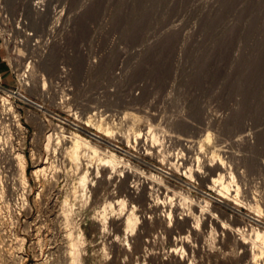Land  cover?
<instances>
[{
    "label": "rangeland",
    "instance_id": "obj_1",
    "mask_svg": "<svg viewBox=\"0 0 264 264\" xmlns=\"http://www.w3.org/2000/svg\"><path fill=\"white\" fill-rule=\"evenodd\" d=\"M5 6L11 20L12 37L7 40L11 44L0 39L3 53L0 65L10 76L6 80L0 75V109L2 98L11 102L27 132L21 135L13 130L11 121L6 122L4 125L8 127L3 132L1 145L6 142L15 150H22L28 186L23 209L19 208L21 204L18 202L10 204L9 208L0 203V254L8 251L17 255L16 261L10 264H40L38 256L54 253L53 257H56L60 254L63 249L52 244L58 238L59 228L51 225L45 204L47 198H56L59 202L65 199L68 203V228L76 231L74 235L79 229L84 235V243L79 250L81 264H189V261L192 264H243L238 262L237 256L243 255V248L236 246L238 239L248 242L251 229L264 232V171L249 169L251 163L264 162V0H51L42 14L32 10L30 0H5ZM61 10L62 18L48 34L47 29L54 21L52 11ZM24 29L37 36L41 43L48 39L43 54L41 48L45 47L34 48L24 40ZM18 40H22V45L16 44ZM28 58L38 61L33 71L40 73L45 80L43 94L33 85V88L19 89L14 75L21 71ZM61 67L68 71L66 82L71 86L72 99L68 102L61 96L62 91L53 85L62 84V80L57 79ZM106 90L115 95L107 98ZM110 99L118 106L108 111L102 106ZM79 102H87L88 106L92 102L90 106H97H94L96 112L103 115L105 111L108 112L105 115L111 116L131 114L146 123L150 130L153 126L151 131L146 129L149 135H154L148 143L152 141L155 148H160L163 143L161 149L165 152L159 148L158 151L163 157L167 154V158H160L157 153L153 158L144 154L137 145H132L134 136L131 134H134L128 126L122 129L110 123L109 126L112 129L115 126L116 130L114 128L108 135L105 130L85 124L89 114ZM37 118L49 123V133L61 130L65 135L76 134L100 150L157 176L159 171L168 173V162L176 161L177 165L183 153L180 146L167 141L169 132L174 131L170 136H193L197 127L204 125L212 145L220 150V158L236 181L232 183L227 175L228 179L224 180L229 185L224 192L219 187H212L210 182H199L194 176L162 177V181L170 182L183 193L182 198L188 199L185 202L181 197L177 198L178 204L182 203L186 209L191 203L201 204L205 212L214 216L216 221L208 224L206 229L200 225L199 237L180 228L168 233L157 225L149 230L141 229L140 224L132 234L126 235L122 227L116 226L113 214H108L107 228L101 232V219L98 220L100 217L96 212L105 203L112 204L118 211V199L101 195L94 203L91 177L88 176L89 182L85 185L79 178L86 167L81 165V169L75 171V167L68 165V160L64 161L66 158H62L61 150L55 156L45 152L41 143L46 130L39 127ZM126 134L131 138H126ZM156 138L160 146L155 143ZM54 143L52 141L51 145ZM31 150L41 152L44 157L51 156L56 166L49 175L54 173L52 178L49 177L54 181L51 190L46 189L37 197L38 184L32 175L37 160L31 158ZM207 153V148L202 150L199 162L207 160L208 163L210 153ZM170 155L172 158L168 157ZM195 158L196 155L192 157L194 169ZM82 160L83 166L94 163L95 167L98 164L94 160L87 161V158ZM14 165L13 162L5 174L8 182H15L18 188ZM236 185L240 187L238 196L235 195ZM185 203L190 204L186 206ZM256 203L260 213L254 208ZM38 218L47 227L40 236L42 243L39 246L34 243L29 230ZM221 226L226 228L222 230ZM211 229L216 235H209ZM236 229L241 233L237 234ZM185 236H188L185 242L175 240ZM170 249L176 252L169 253ZM182 255L186 260H181ZM46 264L68 262L51 260Z\"/></svg>",
    "mask_w": 264,
    "mask_h": 264
},
{
    "label": "bare ground",
    "instance_id": "obj_2",
    "mask_svg": "<svg viewBox=\"0 0 264 264\" xmlns=\"http://www.w3.org/2000/svg\"><path fill=\"white\" fill-rule=\"evenodd\" d=\"M41 2H44L43 9L40 8V5H42ZM41 2L33 3L32 0H30V6H31L32 10L34 12H36L37 14L44 13L45 10L47 9V7L50 6L51 0H41ZM62 14H63L62 10L59 12H53L52 11L51 15H52V19L54 18V21L52 22V25L50 27H48V29H47L48 34L52 33L53 29L56 27V24L62 18ZM21 22H22V20H21ZM22 23L25 24V22H22ZM23 32H25V29L23 30ZM36 37L37 36H35V39L38 42L37 47H38V45L41 46L42 45L40 43L41 41L39 40V38H36ZM6 44H11V43L6 41ZM42 46L45 47V48H41L42 49L41 53L43 54L46 51V50L44 51V49H46L47 47L45 45H42ZM24 62L26 63V61H24ZM37 62H35L33 65L32 64L28 65L29 72H27L25 70V68L27 66H25V64H24L21 71L17 72L14 76H15V78H18V82H19L21 88H23V89L29 88L30 86L32 87V85H33L34 89L39 90L41 92V94H43V92L45 91V90H43L44 89L43 86L45 87V80L43 78H41L40 73L33 71V66ZM47 62H49V59H47ZM46 64H48V66H49L50 63H45V65ZM67 74H68V71L67 72H61L60 71L59 77L57 79L62 80V84L61 85L53 84V85L57 86V88H59L60 92L62 91L61 96L63 97L65 102H68L72 99L71 93H70L71 92V88H70L71 86H70L69 82H66V81H68ZM104 93H105V96H107V98H112L115 95L110 90H106ZM110 100L102 106V107L105 106L106 110H108V111H111L112 108H115L118 106L116 102H114L113 100H111V101ZM1 103H2V107L0 109V134H1V136H0V203L3 204V206H6L9 208L10 204H12V203L17 204V202H18L21 204V206L19 208L23 209V207H25L24 205H25V200H26L25 190L28 186L27 185L28 181H27V177H26L25 156H24V154L20 148H17L15 150V148H13L14 146L11 145L10 143L6 144V142H5V145H7V147L5 145H1V144H2L3 138H4V137H2L4 134L3 132H6L7 127H8L7 124L4 125L6 122L11 121L13 124L12 123H9V124L10 125L12 124L14 126L13 130L15 129L17 131V133H20L21 135L26 134L27 131H26V128H24L21 125V123L19 122L18 116L15 113L16 110L14 109L12 103L9 102L5 98L1 99ZM91 104H92V102H91ZM79 105L83 108L86 107L85 112H87L89 114V116L84 120L86 122L85 124L92 125V126L96 127L97 129H100V130H105L108 133V135H110L112 133V131L116 125H118V127H120V128H122L124 126H128V128H129L128 130L132 131L134 134V135H132L130 132L131 137L134 136V137H132V138H134V140L132 142L134 144H132V145H134V146L137 145L140 149L144 150V154H147V155L149 154L150 156H153V158L156 155V153L159 154V152H160V151H158L159 147L158 148L156 147L157 151H158L157 152L156 148L154 147L155 145L152 144V141H151V143L149 142L150 145L148 143V139L150 141V139L154 138V135H152L153 133L151 134L152 136L148 134L149 131H151L153 129V126H152V129L150 130L149 127H146L147 126L146 123H145L146 124L145 125L143 123V121L141 122L140 120H138V118H136L135 116H133L131 114H126V113L123 114L121 112L122 115L120 114L119 116H117V115L111 116V114L105 115V113H106V111H105V113H104L105 116H104L101 112H96L95 107H97V106H95V105H94L95 107L94 106L91 107L92 105L91 106L89 105L90 106L89 107L87 102L84 104L80 103ZM98 108H97V111H98ZM99 111H100V109H99ZM69 114L71 115V113H69ZM112 114H114V113H112ZM34 118H36V117H34ZM37 119H38L37 124H39V127L43 131L46 130V133H44L42 135L43 141L41 143L42 148L45 152H51L54 155V154L58 153L57 152L58 150H61L60 151L61 155L64 154V156H62V158H66V159H64V161L68 160L67 161L68 165L70 163L73 167H75L76 168L75 171H77L81 167V165H82V167H86L85 172L83 171L84 173H82L79 178H80L81 183L85 185V182L88 181V176L91 177L89 181H90V185H91V192L93 193L94 203H96L98 201V198L101 195H107V196L111 197L112 199H116V198L118 199L116 202V204L119 207V209H117L118 211L114 210L112 204L105 203L103 205V207L101 206L102 207L101 210L99 212H96V215L100 217V218H98V220L101 219V230H100L101 232H104L107 228L106 223L108 220V218H107L108 214H113L116 216L115 217V219L117 221L116 226L122 227V231L126 235H128L129 233L132 234L134 232V230H136L137 224H140L141 229L142 228L148 229V228L152 227L153 225H157V226H160V227L166 229V232H168V233H173L176 228H180L181 231H186L187 233L193 234L195 237H199L200 231H202L199 228L200 225H201L202 229H204V228L206 229L208 227L207 226L208 224H213V221L215 220L214 216L211 215L210 213H208L207 211L206 212L208 214L206 215L205 207L202 206L201 204L185 203L184 205H186V206H187V204H190L188 206V208L187 209L184 208L185 206L182 207V203L178 204L179 202H178L177 198H180L183 193L181 194L180 192H178L175 187H173L169 184L170 182L168 183L166 181H162L163 180L162 177L169 176L171 178L178 179L177 175H179V174L180 175L181 174L182 175H188L189 178L194 176V177H196V179L199 182H201V183L210 182V185L212 187H219V188H221V190H224V192L227 190V186L229 185V184L226 185L227 183H225V180H224L227 175H228V177H230L229 179L231 180L232 183H234L236 181V180L233 181L234 180V177L232 176L233 174L227 171L228 167H226V164L220 158V155H219L221 153L220 150H218L215 145H212L211 136L208 132H206V127H204L205 128L204 129L203 128L204 125H202V124H201L202 127L201 126H199V128L197 127V129L194 131L193 136H191V134H190V136H187V137H181L180 134H179V136H174L176 134H173L172 136H170L174 131L173 130H172L173 132L170 131L171 134L169 132V138H168L169 140H167V139L166 140L172 141L173 143H175V145L180 146V148H182V151L185 155H183V153H182V155H180L181 157H179L177 165L175 164L176 161L173 163L170 162V164L168 162L167 166H169L170 168L169 167H168L169 169L167 167L166 168L168 169L167 171H169L170 173L169 172L168 173L161 172V173H163V174H161V173H159L160 172L159 171L158 176H157L156 174H153V173H147V172H149L147 170H146L147 172H145L144 170H141L139 168L131 166L129 163H126L125 161L119 159L116 155H114L110 152H105V151L100 150L98 147H96L95 145H93L89 141H87L86 139H84V138H82L76 134H70L69 133V134L65 135L61 130L54 132L55 131L54 129H52L54 131L49 133L51 130L49 123L46 120H44L43 118H40V119L37 118ZM141 119H143V118H141ZM114 122H116V123H114ZM144 122H146V121H144ZM110 123L112 125L115 124V126H113L114 127L113 129L111 128V126H109ZM104 126H105V128H104ZM149 126H151V125H149ZM146 129H149V131L148 130L146 131ZM161 129H163V128H161ZM115 130H116V128H115ZM120 130L121 129H119L118 131H120ZM156 130H158V129L156 128ZM191 130H193V129H191ZM186 131H187V129H186ZM154 132H156V131H154ZM205 132H206V134H205ZM163 133H165V131ZM128 134H129V131H128ZM128 134H126L124 136L126 137ZM183 134H184V132H183ZM164 135L165 134H163V136ZM131 137L127 136L126 138L129 139ZM122 138H123V135H122ZM52 141H55L54 145L53 144L51 145ZM154 141L156 143L157 138H156V140L154 139ZM11 142H12V140H11ZM156 144H159V143H156ZM169 144H171V143H169ZM14 145H16V144H14ZM162 145H163V143L161 144V147L159 149H161V148L163 149ZM159 146H160V144H159ZM218 146H220V145L218 144ZM206 148L208 149V153H210V156H209L210 159H209L208 163H207V160L199 162V158H200L199 155L201 154L202 150L205 151ZM162 149H161V151H162ZM43 150L41 149V151H43ZM196 151H198V152H196ZM162 152H165V151L163 150ZM174 154H176V153H174ZM50 155L51 154H49V156ZM161 155L162 154L160 153L159 154L160 158L163 157ZM194 155H196L195 162L197 164L194 163L197 166V167L195 166L196 169H194V165H193L194 160L192 159V157H194ZM46 156L47 157H44V155L41 154V152L36 153L34 150H31V158L37 160V164L35 165L34 170L32 172V175L36 179V182L38 184V186H37L38 192H37V194H35L36 197L40 196V193H42V192L44 193V190H46V189H47V191L51 190V187L54 185L53 184L54 181L52 179H49V177L52 178L51 176H53L54 173H52L51 176H49V175H50L51 171L53 172L54 168L56 167L54 164L55 160L54 159L52 160L51 156L50 157H48V155H46ZM165 156L163 158H165ZM168 157L172 158L171 155ZM58 158H59V155H58ZM83 158L84 159L87 158V161H89V162L90 161L93 162V160H94L98 164L95 163V164H97V166L94 167L93 166L94 163L89 164L88 162L85 161L86 163H88V165L83 166V164H84V163H82L84 161V160H82ZM175 158H177V156ZM158 159H159V157H158ZM8 162L9 163L11 162L10 163L11 165L13 164V162L15 164L14 170L16 171L15 173H16V176H18V181H19L18 188H17L15 182L14 183L8 182V179H7L8 176L6 174L8 173V169H10V167H11V165H9ZM259 162L260 163H257V164H254V163H251V165L249 164L250 168L249 167L248 168L251 170L260 169V171L261 170L264 171V162H261L260 160H259ZM157 163H158V161H157ZM162 163H163V161H162ZM6 164H8V165L6 166ZM3 165H5V166H3ZM100 166H103V167H100ZM161 166H163V165H161ZM173 168H175L176 170H174ZM171 170H174V171H171ZM175 173H176V175H175ZM165 178H167V177H165ZM226 179H228V178H226ZM234 185H232V186H234ZM237 185H236V189H235V195L236 196H238V194L240 192V187H238ZM181 189H182V187H181ZM37 199H39V198H36V200ZM182 199H184L185 202H187L186 200H188L187 198H182ZM126 201L128 202L127 206H126ZM190 201L192 202V200H190ZM46 202H47V203H45L46 208L49 209L48 210V213H49L48 217L50 218L51 225H56V227L58 226V228H59L57 231L58 238L56 240H54L52 244H54V246H58V248H61L63 250L59 255H57V256L55 255L56 257H53L54 253H49V254L45 255L46 257L43 255H41V256L37 255L38 257H40L37 259L38 262L41 261L40 264H46L47 261L52 260V262H53V260L54 261L61 260L62 262H66V263L68 262V264H81V256L79 254V252H80L79 250L81 248V245H83V243H84V235L80 229L77 231L76 235H74V233L76 231H73L71 229V227L68 228L70 222H69V215L67 213L68 212L67 201L64 199L63 202H59L56 198H47ZM201 203H204V202H201ZM206 205H208V204H206ZM43 207H45V206H43ZM254 208L256 209V212L260 213L261 210H260L259 206L257 205V203L255 204ZM209 212H210V210H209ZM211 213H212V211H211ZM199 223H201V224H199ZM61 225H63V227L65 226V227L62 228ZM45 226L46 225L44 224L43 220L38 218L37 221H35L29 227L30 233L34 237V239H33L35 241L34 243L37 246H39L38 244L42 241L40 236L44 232V230H46L47 227L45 228ZM224 227L226 228V226H221L220 229L222 228V230H224ZM65 228H67V229H65ZM216 228H217V226H216ZM118 229H119V227H118ZM120 230H121V228H120ZM222 230H220L221 235L223 234L221 232ZM236 231H237V234L241 233V230L236 229ZM214 234L216 235V233L211 229L209 232V235L214 236ZM248 237H249L248 242L243 241V239H240V241H239V239H238V242L236 245L237 248H243V250L241 251V252H243V255L237 256L238 262H243V264H264V232L257 230V229H251L250 235L248 234ZM187 238H188V236L187 237L185 236V237H179L175 240L185 242V240ZM246 239H247V237H246ZM18 240H19V238H18ZM43 240H45V238ZM114 240H116V239H114ZM198 240H199V238H198ZM140 241H141V239H140ZM125 242H126V240H125ZM15 243L17 244L16 241H15ZM48 243H50V242H48ZM4 244H5V242H4ZM21 244L23 245V242ZM247 244H249V245H247ZM168 252L169 253H175L176 251L174 249H170V251H168ZM41 254H42V252H41ZM16 256L13 253H9L8 251H4V253L0 254V264L13 263L17 259ZM180 258H181V260H182V258L184 260H186L183 257V255ZM57 263H58V261H57ZM189 264H192V263H190V261H189Z\"/></svg>",
    "mask_w": 264,
    "mask_h": 264
},
{
    "label": "built area",
    "instance_id": "obj_3",
    "mask_svg": "<svg viewBox=\"0 0 264 264\" xmlns=\"http://www.w3.org/2000/svg\"><path fill=\"white\" fill-rule=\"evenodd\" d=\"M32 2L33 3H37V2H41V0H32ZM41 3H42V5H40V8L43 9L44 2H41ZM22 34H23L24 40H27L31 47H34V48L37 47V43L38 42L35 39L34 34H32L31 32H28V31L27 32H23V30H22ZM11 37H12L11 20H10V18L8 16V13H7V10H6L5 0H0V39H3V41L6 42L7 40L11 39ZM47 42H48V39H46V40H44V42H42V43L40 42V43L42 45L46 46ZM21 43H22V40H18L16 42V44H18V45H22ZM38 47H39V45H38ZM35 62L36 61L34 59L28 58V60L25 63V66H27L25 68V70L27 72H29L28 65L29 64L33 65ZM61 72H67L66 68L61 67ZM16 81H17L19 89H20L21 87H20V84L18 82V78H16ZM23 99H27V98L23 97ZM27 101L32 103L34 106L41 108L40 105H38V104H36L34 102H31L29 99H27Z\"/></svg>",
    "mask_w": 264,
    "mask_h": 264
},
{
    "label": "crops",
    "instance_id": "obj_4",
    "mask_svg": "<svg viewBox=\"0 0 264 264\" xmlns=\"http://www.w3.org/2000/svg\"><path fill=\"white\" fill-rule=\"evenodd\" d=\"M2 51L0 50V56L2 55ZM0 75L2 76L3 79L8 80L9 79V74L6 70H4V67L0 65Z\"/></svg>",
    "mask_w": 264,
    "mask_h": 264
}]
</instances>
